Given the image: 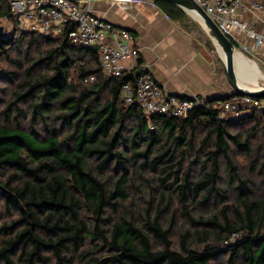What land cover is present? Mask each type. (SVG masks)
Listing matches in <instances>:
<instances>
[{
	"label": "trees",
	"instance_id": "1",
	"mask_svg": "<svg viewBox=\"0 0 264 264\" xmlns=\"http://www.w3.org/2000/svg\"><path fill=\"white\" fill-rule=\"evenodd\" d=\"M154 1L186 31L199 26L181 7ZM0 18L14 20L8 0H0ZM41 39L51 48L30 66L12 60L24 74L8 98L0 87V264H214L223 255L222 264H264V196L254 190L257 173L264 179V150L258 157L252 144L259 125L264 133V111L221 119L218 101L226 96H219L200 98L204 104L185 118L145 116L120 100L138 67L105 76L97 51L73 45L68 29L53 37L15 28L0 49L22 53L21 43ZM40 64L48 71L36 72ZM243 122L253 132H233ZM235 151L253 157L247 173ZM223 167L237 182L236 206L197 216L220 195ZM177 213L200 227L182 234L179 248L171 240Z\"/></svg>",
	"mask_w": 264,
	"mask_h": 264
},
{
	"label": "built area",
	"instance_id": "2",
	"mask_svg": "<svg viewBox=\"0 0 264 264\" xmlns=\"http://www.w3.org/2000/svg\"><path fill=\"white\" fill-rule=\"evenodd\" d=\"M233 40L241 42L254 39L259 51L264 35L256 26L242 17L263 5L258 0L247 4L246 0H193ZM13 16L11 28L19 31L54 33L56 36L68 29V40L76 46L92 47L97 51L101 71L105 76L122 77L133 72L134 82L123 84L120 100L124 107L137 104L145 116L154 114L185 118L195 107L204 102L198 97L183 98L170 95L156 80L146 64H139V48L132 42V33L97 16L91 8V0H8ZM87 82L95 81L91 76ZM221 119L239 118L252 109L264 111V98L235 95L218 101ZM236 235L232 238H234Z\"/></svg>",
	"mask_w": 264,
	"mask_h": 264
},
{
	"label": "crops",
	"instance_id": "3",
	"mask_svg": "<svg viewBox=\"0 0 264 264\" xmlns=\"http://www.w3.org/2000/svg\"><path fill=\"white\" fill-rule=\"evenodd\" d=\"M252 1L246 0V3L249 5ZM258 1L263 7L242 17L264 35V0ZM91 8L97 16L132 33V43L139 48V59L170 95L205 99L232 93L233 89L219 82L216 65L201 49L194 31L199 29L206 34V28L190 12L182 8L199 26L186 31L154 0H91ZM240 37L242 41H236L239 46L233 47L236 58L242 61L249 55L260 58L264 65V43L258 51L254 39H245L244 34Z\"/></svg>",
	"mask_w": 264,
	"mask_h": 264
},
{
	"label": "rangeland",
	"instance_id": "4",
	"mask_svg": "<svg viewBox=\"0 0 264 264\" xmlns=\"http://www.w3.org/2000/svg\"><path fill=\"white\" fill-rule=\"evenodd\" d=\"M0 23L6 28L7 32L11 28V22H8L5 18H0ZM206 34L202 31L195 30L194 35L197 36L201 49L206 53L207 57L211 59L214 64L216 65L217 71H218V78L219 82L222 83L224 86L226 84V87L229 88V90H232V87L227 82L225 72H224V66L221 59V53L219 48L215 45L214 50H210L208 46L205 44V37L210 35L207 33V31L204 29ZM49 36L57 37L54 33H50ZM212 39V38H211ZM20 46V45H19ZM22 47V53L18 51V47H13L11 49H8V51H3L0 49V87L5 88L7 92V98L9 96V93L15 89L18 81L24 74V69H20L15 63L12 62V60H20L25 67L27 68L30 66L34 60L38 59L39 56L43 55L48 49L51 48V46L42 40H38L36 44L32 45L30 48L28 46V40L21 43ZM29 49V58L25 59V51ZM232 49V58H233V65L235 69V73L237 78L246 85L252 86V87H259L261 85H264V65L261 62V59L255 58L253 56L246 55L244 59L239 60L235 56V50L231 46ZM48 71V65L47 64H40L36 68V72H44ZM16 73L17 75H14ZM6 75H12L14 78H6ZM222 86V87H223ZM1 110V106H0ZM26 124V123H25ZM58 126V125H57ZM253 123L252 122H243L240 124H237L233 127V132L237 131H243L245 132V135H247L252 129ZM262 125L258 126V129L254 133V137L252 138V144L253 148L259 152L258 157H261L263 155L264 150V133L261 130ZM60 132H65V130L60 129ZM203 135V132L199 134V138H201ZM234 159L236 164H239L240 170L242 172H248L250 168V163L253 160V157H250L240 151H235ZM257 185L254 186V190L256 191L257 195H263L264 196V179L261 174L257 173V176L254 177ZM237 182H232L231 178L225 171V168H222L221 171V178L218 181V186L221 188L220 195L214 197L209 204L198 207L197 216L203 215V216H212L214 214H217L219 212V209L224 206H230L233 210L234 207L237 204V195L238 192L235 190V185ZM132 193L136 195L137 198H139L140 194L136 191L135 188L132 189ZM223 196H226L224 198ZM4 208L2 206V201L0 200V221L2 220L4 216ZM167 219L164 221V226L167 228L171 223V212L166 215ZM195 225H192L191 222H189L187 219L182 218L179 213H177L176 217V223L173 227L172 233H171V240L174 243L176 248L180 247V240L181 235L186 233L188 230L191 232H194L196 230ZM236 236L232 238L231 240H235L237 237H242V233L235 234ZM194 236V234H193ZM234 236V235H233ZM190 244L194 243V239L191 237L189 239ZM203 244H194L193 249L200 250ZM226 255L220 256L217 258L213 263L214 264H222V262L226 259ZM225 264V262L223 263Z\"/></svg>",
	"mask_w": 264,
	"mask_h": 264
},
{
	"label": "water",
	"instance_id": "5",
	"mask_svg": "<svg viewBox=\"0 0 264 264\" xmlns=\"http://www.w3.org/2000/svg\"><path fill=\"white\" fill-rule=\"evenodd\" d=\"M179 6L193 14L199 20L210 34L215 45L219 48L221 59L224 66L226 79L233 91L223 99L231 98L235 95H248L254 98H264V85L255 89L243 87L242 82L237 78L232 58L231 42L226 33L212 20V18L193 0H164ZM8 32L0 23V38L6 37ZM10 35V34H9ZM233 47V46H232ZM219 98V96H216ZM4 190V186L0 183V192Z\"/></svg>",
	"mask_w": 264,
	"mask_h": 264
},
{
	"label": "bare ground",
	"instance_id": "6",
	"mask_svg": "<svg viewBox=\"0 0 264 264\" xmlns=\"http://www.w3.org/2000/svg\"><path fill=\"white\" fill-rule=\"evenodd\" d=\"M242 85H243V87L248 88V89H255V88H257V87H252V86H249V85H246V84H243V83H242Z\"/></svg>",
	"mask_w": 264,
	"mask_h": 264
}]
</instances>
